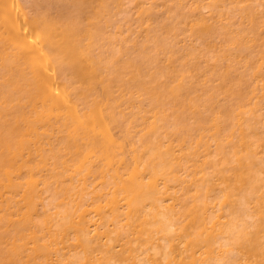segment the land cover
<instances>
[{
  "label": "bare ground",
  "instance_id": "6f19581e",
  "mask_svg": "<svg viewBox=\"0 0 264 264\" xmlns=\"http://www.w3.org/2000/svg\"><path fill=\"white\" fill-rule=\"evenodd\" d=\"M51 1L0 0V264H264V0Z\"/></svg>",
  "mask_w": 264,
  "mask_h": 264
},
{
  "label": "rangeland",
  "instance_id": "374dc122",
  "mask_svg": "<svg viewBox=\"0 0 264 264\" xmlns=\"http://www.w3.org/2000/svg\"><path fill=\"white\" fill-rule=\"evenodd\" d=\"M56 1H58L59 2V0H56ZM51 2H53L52 3V5H53V7L55 6V7H57V4H58V2H54V0H52ZM124 2V4H123V6L121 7V9L122 10H124V11H122L121 13H119L118 15H116L115 16V18L117 19V21L118 20H120L121 18H122V16H123V14H125V11H127L129 14H130V5H129V3H128V0H124L123 1ZM160 2H163V5L162 6H164V5H166V3L164 4V0L162 1V0H157V2H156V4L155 5H158L160 8L162 7L160 4ZM165 2H168V4H169V2L170 1H167V0H165ZM58 6H60V2H59V5ZM61 6H63L62 4H61ZM167 6V5H166ZM158 7V8H159ZM165 7V6H164ZM159 8V9H160ZM163 9V8H162ZM52 10L54 11V9H51V11L50 12H52ZM112 30V27H110V26H108V27H106V30ZM217 34H218V32H216ZM220 33V32H219ZM227 62V61H226ZM225 60H224V62L223 63H220L221 64V66H222V64L223 65H225ZM225 67V66H224ZM222 68H223V66H222Z\"/></svg>",
  "mask_w": 264,
  "mask_h": 264
}]
</instances>
